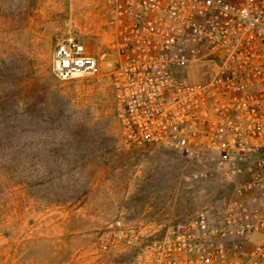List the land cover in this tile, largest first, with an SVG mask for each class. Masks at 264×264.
Returning <instances> with one entry per match:
<instances>
[{
    "label": "rangeland",
    "instance_id": "374dc122",
    "mask_svg": "<svg viewBox=\"0 0 264 264\" xmlns=\"http://www.w3.org/2000/svg\"><path fill=\"white\" fill-rule=\"evenodd\" d=\"M109 12L106 0H0V127L14 149L0 172V264H113L132 250L113 240L115 220L154 239L226 201L223 180L192 177L175 150L121 141ZM67 27L100 60L98 76L52 74Z\"/></svg>",
    "mask_w": 264,
    "mask_h": 264
},
{
    "label": "built area",
    "instance_id": "2783aa9c",
    "mask_svg": "<svg viewBox=\"0 0 264 264\" xmlns=\"http://www.w3.org/2000/svg\"><path fill=\"white\" fill-rule=\"evenodd\" d=\"M106 1L121 141L169 147L197 168L192 177L227 186L221 210L158 238L115 220L113 240L132 250L113 264H264V0ZM51 70L59 81L102 71L70 27Z\"/></svg>",
    "mask_w": 264,
    "mask_h": 264
},
{
    "label": "trees",
    "instance_id": "16d2710c",
    "mask_svg": "<svg viewBox=\"0 0 264 264\" xmlns=\"http://www.w3.org/2000/svg\"><path fill=\"white\" fill-rule=\"evenodd\" d=\"M10 135L9 132L3 127H0V143L3 145L1 147H5V150L0 153L2 155L0 159V172L5 170H9L12 168L13 165V154H14V149L11 145L8 144H3L7 142V137ZM3 142V143H2Z\"/></svg>",
    "mask_w": 264,
    "mask_h": 264
},
{
    "label": "water",
    "instance_id": "95a60500",
    "mask_svg": "<svg viewBox=\"0 0 264 264\" xmlns=\"http://www.w3.org/2000/svg\"><path fill=\"white\" fill-rule=\"evenodd\" d=\"M115 60V57L114 55L111 54V60L110 61H114Z\"/></svg>",
    "mask_w": 264,
    "mask_h": 264
}]
</instances>
